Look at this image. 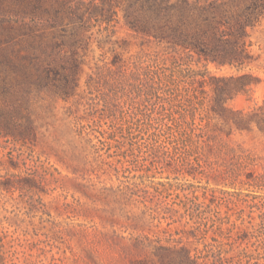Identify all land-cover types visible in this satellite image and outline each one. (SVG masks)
<instances>
[{
    "label": "rangeland",
    "instance_id": "obj_1",
    "mask_svg": "<svg viewBox=\"0 0 264 264\" xmlns=\"http://www.w3.org/2000/svg\"><path fill=\"white\" fill-rule=\"evenodd\" d=\"M216 1L251 12L242 33L232 27L245 42L241 65L198 60L130 28L126 0L36 5L52 62L41 87L26 89L31 40L5 39L11 89L0 101L31 113L36 137L0 136V264H131L154 257L151 241L176 240L210 264H264V4ZM173 60L176 73H158L183 86L175 102L190 99L206 123L208 144L188 152L171 148L153 118L171 113V83L156 97L125 81L146 83L145 65Z\"/></svg>",
    "mask_w": 264,
    "mask_h": 264
},
{
    "label": "trees",
    "instance_id": "obj_2",
    "mask_svg": "<svg viewBox=\"0 0 264 264\" xmlns=\"http://www.w3.org/2000/svg\"><path fill=\"white\" fill-rule=\"evenodd\" d=\"M43 1L0 0V100L1 97L5 100L6 94L11 89L7 73V67L9 64L11 65V61L8 55L4 53L9 42L5 39L12 38L11 32L22 35L27 41L31 40V43H28L26 47L27 65L24 72L27 83L26 89L31 86L41 87L50 77L52 62L48 59L47 49L42 44V37L45 34L36 29V26L40 24L37 19L42 18L43 13L42 9L36 5L42 4ZM126 2L124 19L130 28L150 35L155 39L166 40L189 55L195 53L198 60L202 58L205 61H212L221 65L243 64L245 42L239 39L232 27L237 26L240 33L244 31L245 26L251 20V12L248 9L246 12L237 11L234 13L230 10V5L226 1L219 2L216 0H126ZM29 3H35L34 9L24 11L22 6L29 5ZM262 3L264 4V0H252L249 10H253ZM9 10H14V12L20 14L27 13L30 19L6 17L5 12ZM231 17L233 18L230 19ZM232 20L234 24H232ZM223 21L227 22L229 28L231 26L228 31L221 29ZM81 38L79 37L80 40ZM76 44L78 45V43ZM77 45L73 49V57L76 54ZM176 62L178 61L173 60L171 66L159 65L156 62H154V65L150 63L145 65L146 83L135 85L127 78H125V81L127 86L131 85L137 91H145L147 94L156 97L161 96L159 90L162 89L163 85L167 86L171 83L174 88V95L169 96L170 98L168 97L165 101L169 104L171 113L166 115L158 112L153 118L166 130L165 139L167 138L170 141L171 148L181 147L185 152H188L193 148H201L203 145L208 144V138H205L206 123H201L202 117H199L197 122L196 106L191 104V100L186 99L185 103L187 104L175 102L182 96L183 86L179 83L175 84L174 78L171 80V77L168 79L162 77L157 71L159 68L165 69L172 72L173 75L177 72L172 69L177 65ZM78 64L75 59L74 69L77 68ZM73 71L75 75V70ZM199 74L202 77L199 80L203 86L206 80L203 74ZM162 82L164 83L162 84ZM221 91L223 92V90ZM222 92L219 93V96ZM219 100L222 101L219 102ZM221 102H224L223 97L216 99V106L223 109ZM0 136H11L14 140L21 141L34 140L36 126L33 124L31 113L13 114L8 105L0 101ZM154 189L157 191L156 187ZM150 215L152 218L155 217L153 212H150ZM152 242L155 258H133L131 264H159L164 261L169 264H210L214 262L208 261L206 255L199 256L191 253V249L182 244L180 240L168 244H161L159 241ZM221 253V249H218V257L215 260L220 257Z\"/></svg>",
    "mask_w": 264,
    "mask_h": 264
}]
</instances>
